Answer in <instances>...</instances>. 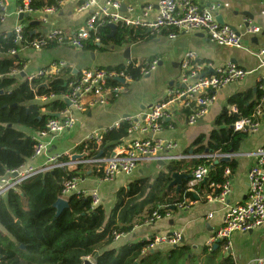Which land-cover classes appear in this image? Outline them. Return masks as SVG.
<instances>
[{"label": "trees", "instance_id": "1", "mask_svg": "<svg viewBox=\"0 0 264 264\" xmlns=\"http://www.w3.org/2000/svg\"><path fill=\"white\" fill-rule=\"evenodd\" d=\"M56 6L54 0H29V7L35 11ZM19 25V42L12 31H0V176L18 170L31 159L36 146L31 134L44 131L46 123L53 118L49 114L59 113L67 107L62 97L70 92L68 84L77 79L69 66L55 75L37 76L30 80L21 76L24 60L17 53L33 40H40V33H35L36 26L29 22V18H23ZM171 32L176 33L168 30L162 34ZM151 39L150 33L142 28L118 25L111 32L108 26L103 25L91 32L78 50L103 52L108 47H124ZM58 46L55 41H45L41 49ZM149 62L105 69L107 72L123 69L129 80L138 81L143 76L142 70H149L153 59ZM117 85V81H109V86ZM263 96L264 91L258 88L255 94L249 91L230 96L227 103L234 106L237 113L224 108L216 121L218 128L210 132L206 143L203 137L195 140L189 148L191 153L199 156H203L205 151L208 154L237 153L246 134L234 132L231 126L238 118L250 117ZM41 97L54 98L42 103L37 101ZM115 98L112 94L109 101ZM128 129L129 123L121 122L117 128L107 130L99 143L84 141L75 151L85 153L88 159L99 154L100 157L108 156L127 139ZM59 159L68 162L66 156ZM229 160H218L217 164L204 158L171 161L152 182L142 178L118 190L108 212L101 204L92 207L89 196L70 195L66 200L68 208L57 217L52 205L60 197L63 182L74 176L83 177L89 170L90 176L95 178H101V173L94 166L78 165L74 170L59 168L35 175L0 198V264H82L86 258H92L94 264H189L192 260L188 258L194 256L187 245L171 247L163 253L155 249L151 252V238L114 244V235H127L150 220L154 212L164 217L171 212V206L177 207L184 199L193 200L191 190L217 196L221 186L228 182L237 168L236 161ZM200 166L208 167L205 182L191 187L188 186L189 181L184 182L178 198L170 195L172 190L167 186L172 172L191 175ZM225 243L220 240L216 246L203 247L200 261L203 264H215L217 261L219 264H235L230 255H224Z\"/></svg>", "mask_w": 264, "mask_h": 264}, {"label": "crops", "instance_id": "2", "mask_svg": "<svg viewBox=\"0 0 264 264\" xmlns=\"http://www.w3.org/2000/svg\"><path fill=\"white\" fill-rule=\"evenodd\" d=\"M24 1L5 0L8 15L1 22L0 31L11 32L13 27L19 24V21L23 18H29L31 24L33 21L39 22L38 25L34 24L36 26L35 33L41 34L51 29H57L69 35L81 28L87 17L86 12L77 11L78 3L75 0H54L57 6L52 8V13H45L43 10L36 11L31 15L22 14V18L19 20V14H16V10ZM112 1L119 2L120 13L128 15L132 19L140 18L142 8L151 5L152 9L148 16L149 19H152L156 14L159 0ZM190 2L200 9L216 6L217 10L214 13V18L220 16L223 21L222 25L235 28V31L241 37V47H220L210 42L205 33L192 31L179 32L173 39L168 38L167 34H162L163 32L156 35L150 34L151 40L133 43L124 47H108L103 52L80 51L59 44L60 46L53 49H40L39 51L22 48L17 53L18 57L24 60L22 73L25 74L28 80L35 77L40 70L50 71L52 64L58 62H64L65 66H69L71 73L77 75V78L84 70H107L105 69L107 67L113 68L119 65L125 67L128 63L138 65L147 63L152 59L153 62H156L149 74L142 76L138 81L129 80L124 84L119 83V85H123L125 91L118 95L115 100L109 101L107 105L94 104L89 106L88 103L91 99H82L84 110L73 113V127L58 137L46 140L48 143L47 153L70 157L73 154H78L75 148L91 134L98 135L100 140L112 125L120 124L129 118L134 120L135 116L147 113L155 103L165 99L166 90L181 87L178 83L179 64L183 55L188 51L195 52L197 61L208 66V69L205 70L206 74L229 63L248 72L242 81L229 84L216 91L215 100L208 107L204 117L193 125L187 123L188 114L186 111L188 110L184 109L179 102L171 101L168 105L170 119L155 136L175 144L172 150L163 153V165H158L156 162H142L138 164L130 176H122L110 182H104L101 181V178L90 176L91 170L85 176L80 177L82 178L81 188L87 191L96 190L101 199L100 204L103 205L107 198L111 197L107 209L111 208L115 202L110 191L120 190L127 187L128 183L142 178H148L152 182L165 165L171 161H176L171 159V156L184 154L185 158L181 160L199 158L200 156L193 155L192 150L189 148L200 137L204 138L205 143L207 142L210 132L218 128L216 121L224 108L232 113L231 110L235 107L228 105L229 97L236 93L249 91L255 94L257 91L262 70L258 69L259 60L256 55L259 51H264V0H190ZM129 8L132 10L130 13L128 12ZM42 18L45 19V22L39 21ZM246 26L257 28V32L249 33ZM109 28L111 32H114L117 27ZM126 49L129 50L128 58H124ZM47 67L48 69L44 70ZM169 100V98L165 99V101ZM37 101L40 102L38 99ZM245 134L246 138L240 143L238 152L225 154L231 156L230 160L236 161L237 168L228 182H225L228 184V193L223 202L217 201L216 196L211 197L205 192L199 194L191 190L194 195L193 200L184 199L183 203L177 205V207L171 206L174 208L170 207L171 212L164 217H160V219L151 223H146L147 220L142 226L134 228L127 235H121L122 238L114 244L147 241L156 236H172L177 233L180 240L176 246L187 245L194 257L200 254L203 247L207 246L209 240L221 227L225 209L228 206L247 202V174L255 164V159L251 153L264 145V118L260 119V125L256 132ZM142 137V134L132 132L126 140ZM115 150L116 147L110 155ZM206 154L208 153L205 152L204 155ZM44 159L45 154L34 160L30 159L21 168L39 166ZM216 160H220V158ZM77 166L72 165L68 170H74ZM169 189L172 190L170 195L178 198L175 189ZM181 240L182 242H180ZM228 243L229 251H224L226 253L224 255H230L235 264H255V259L264 258V223L253 231L232 234ZM176 246L164 243L149 247V250L152 252L155 249L163 253ZM213 246H216V244ZM188 259L193 260V257Z\"/></svg>", "mask_w": 264, "mask_h": 264}, {"label": "built area", "instance_id": "3", "mask_svg": "<svg viewBox=\"0 0 264 264\" xmlns=\"http://www.w3.org/2000/svg\"><path fill=\"white\" fill-rule=\"evenodd\" d=\"M75 1L78 3L77 11L87 13L86 20L81 28L69 35L57 29L45 31L40 34V40H33L27 48L39 51L45 41H55L57 44H64L78 50L81 48V42L87 40L91 32H95L98 27L103 25L108 27L123 25L126 27L142 28L153 35L168 30L176 31V33L171 32L167 34L170 39L175 38V35L179 32L201 31L215 45L220 47H241V37L239 34L229 26L219 25L216 22L214 18V13L217 10L216 6L200 9L192 4L190 0H159L157 2L156 14L152 19H149L148 16L152 9L151 5L142 8L140 18L132 19L128 15L120 13V3L117 1ZM43 11L45 13H52L53 9L46 8ZM128 12L130 13L132 10L129 8ZM33 13H36V11L29 7V0H25L16 10V14L31 15ZM7 15L5 0H0V21L2 22ZM39 21L45 22V19L42 18ZM247 31L255 33L257 32V28L249 27ZM12 32L19 42L21 40V26L16 24ZM95 42H98V40L96 39ZM11 54H14V52H11ZM256 56L259 60L258 69L262 70L258 89L264 91V51H259ZM128 65L130 64H126V66ZM155 65L156 62H152L149 70H142L143 76L148 75ZM64 66V62L52 64L50 71L40 70L35 77L57 74ZM207 69L208 66L197 61L195 52H186L179 64L178 83L181 87L169 88L164 94V98H169L170 100L165 101L164 99L161 102L155 103L147 113L135 116L134 120L132 118L126 120L129 123L128 134L138 132L143 135L142 138L124 140L120 146L116 147L115 152L106 158L96 156L88 159L85 157L72 162L71 157L66 156L68 162H63L59 159L62 154L47 153L48 143L46 140L58 137L73 127V113L84 110L82 99L90 98L89 106L94 104L107 105L112 94L117 97L125 91L123 85L109 86V81H116V79H123L125 82L129 81L123 69L111 72L103 69L82 71L75 81L68 84L69 94L62 97V100L67 101L69 105L58 113L59 117L52 118L46 123L44 131L32 135L36 146L31 160L45 154L43 163L39 166H29L25 169L8 171L3 176H0V198H3L11 191H15L25 180L54 169H69L72 165H90L94 166L96 171L101 173V181L110 182L118 176H130L139 163L164 160L163 153L172 150L175 144L169 140L155 136L170 119L168 105L171 101L179 102L184 109L188 110L187 123L188 125H193L204 117L208 107L215 100L216 91L229 84L242 81L248 74L244 69L231 63L206 74L205 70ZM53 98L41 97L38 100L45 103ZM231 111L233 114L237 113L235 108ZM261 118H264V96L260 98L254 109V113L250 117L238 118L234 121L231 128L234 132L254 133L260 125ZM118 125L116 123L108 130L117 128ZM89 140H95L96 143H99V136L91 134L85 139V141ZM251 155L255 159V164L247 174V202L228 206L225 209L221 227L209 240L207 246H213L218 241L224 240L226 243L223 249L224 251H228V242L232 234L253 231L264 223V145L255 149ZM230 157V155L214 153L206 154L199 158L214 161L219 158ZM184 158V154L171 156L173 160ZM207 174V166L198 167L191 174V181L188 183L189 187L203 181ZM81 180L82 178L76 176L66 179L63 182L59 198L66 200L70 195L89 196L92 207L99 205L101 199L98 192L96 190L87 191L82 189L80 185ZM227 193L228 184L225 183L221 186V191L215 197L216 200L223 202ZM158 219H160V216L154 212L151 219L146 223H151ZM121 238V235H114L113 241L118 242ZM179 240L180 236L177 233L172 236H156L152 238L150 247L164 243L176 246L179 244ZM255 264H264V258L255 259Z\"/></svg>", "mask_w": 264, "mask_h": 264}, {"label": "water", "instance_id": "4", "mask_svg": "<svg viewBox=\"0 0 264 264\" xmlns=\"http://www.w3.org/2000/svg\"><path fill=\"white\" fill-rule=\"evenodd\" d=\"M18 17H19V20H20L22 18V14H19ZM215 20L217 21V23L219 25L223 24V21L221 20L220 16H216ZM38 23H39L38 21H33L32 22V24H35V25H38ZM246 25L248 26V24H246ZM112 28H114V27H112ZM247 28H249V27H247ZM231 29H233L235 31L234 27H231ZM128 53H129V50L126 49L125 52H124V58H128L129 57ZM21 76H25V74L21 73ZM116 81L118 83H120V84H124L125 83V81L123 79H116ZM64 102H65V104L67 106L69 105V103L67 101H64ZM49 115H50V117H53V118L59 117L58 113H52V114H49ZM205 152H207V151H205ZM85 157H86L85 154H73V155H71V161L81 160V159H83ZM228 159L229 158H225V159H221V160L227 161ZM156 163L158 165H163L164 164L163 161H157ZM217 163H218V160H215L214 164H217ZM169 179H170V182H169V184L167 186V189L174 188L175 189V194H176V196H178L179 193L182 191L184 182H187V181L191 180V175L182 174V173H178V172H172L170 174V176H169ZM205 181H206V178L203 180V182H205ZM52 207L55 209V216L57 217L62 212L63 209L68 208V203L64 199H57L54 202V204L52 205ZM171 208H174V207H171ZM180 242H182V240ZM20 248L23 249L24 247L20 246ZM82 264H94V263L92 261H90L89 258H86V259H83Z\"/></svg>", "mask_w": 264, "mask_h": 264}, {"label": "rangeland", "instance_id": "5", "mask_svg": "<svg viewBox=\"0 0 264 264\" xmlns=\"http://www.w3.org/2000/svg\"><path fill=\"white\" fill-rule=\"evenodd\" d=\"M122 176H119V177H116L114 180H116V179H118V178H121ZM113 180V181H114ZM118 191V189H116V190H114V191H110V193H111V196H112V198L115 196V193ZM110 199H111V197L109 196V198H107V200L103 203V205H104V208L105 209H107L108 207H109V203H110ZM114 201H115V199H114ZM114 204V203H113ZM113 204H112V206H113ZM103 205H102V203H101V206L103 207ZM111 206V207H112ZM103 208V209H104ZM104 209V210H105ZM110 210V208L109 209H107V210H105L106 212H108ZM201 253V252H200ZM225 253V252H224ZM226 254V253H225ZM90 261H92L93 263H94V261H93V259L92 258H90ZM189 264H203L201 261H200V254H198L197 256H195V257H193V260H192V262L191 263H189ZM215 264H219V261H217Z\"/></svg>", "mask_w": 264, "mask_h": 264}, {"label": "bare ground", "instance_id": "6", "mask_svg": "<svg viewBox=\"0 0 264 264\" xmlns=\"http://www.w3.org/2000/svg\"><path fill=\"white\" fill-rule=\"evenodd\" d=\"M221 159H225V158H220V160H221ZM228 160H229V159H228ZM19 169H21V168H19ZM19 169H18V170H19ZM6 195H7V194H6ZM6 195H5V196H6ZM66 200H67V199H66ZM118 235H119V234H118ZM228 251H229V250H228Z\"/></svg>", "mask_w": 264, "mask_h": 264}]
</instances>
